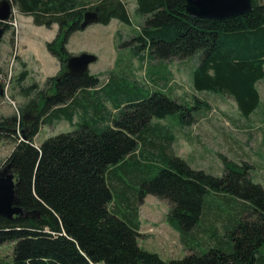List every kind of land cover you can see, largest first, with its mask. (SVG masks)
<instances>
[{"label":"trees","instance_id":"1","mask_svg":"<svg viewBox=\"0 0 264 264\" xmlns=\"http://www.w3.org/2000/svg\"><path fill=\"white\" fill-rule=\"evenodd\" d=\"M9 1L31 16L35 25H58L56 36L44 46L61 68L45 82L51 94L40 89L25 104L28 110L38 109L35 120L23 119L28 111L24 107L19 117L0 118V139H13L21 127L23 138L6 161L18 179L20 205L39 213V218L0 216V245H13L11 260L0 259V264H264L260 250L264 245V187L250 177L252 164L225 159L223 173L216 177L194 169L178 155L166 154L171 136L150 124L154 117L178 113L180 122L189 125L185 116L190 108L157 90L119 103L120 94L128 91L119 83L108 93L109 88L103 92V86H98L97 75L66 73V57L71 54L65 44L72 32L80 30L83 12L97 8L100 23L108 24L114 17L129 24L125 5L120 0H101L88 8L78 6L76 0ZM183 2L135 0V11L144 18L132 37L138 43L133 46L135 52L147 48L148 54L160 60H181L199 53L191 76L195 90L230 95L238 113L248 118L261 101L256 83L264 78V0H252V9L242 15L210 21L187 15ZM1 24L6 31L8 24ZM20 66L18 84L28 75L25 63ZM36 88L35 83L21 87L22 94L28 97ZM92 89L96 90L92 99L78 98ZM101 96L111 98L117 107L111 125L99 123L110 115L96 100ZM79 108L80 117L91 120L92 126L85 122L76 130L33 143L41 123L71 121ZM142 143L150 145L153 153L138 155L152 162L157 157L166 165L131 190L113 168L123 165ZM137 163L133 158L131 167L135 169ZM126 177L132 179L133 172L128 171ZM209 191L213 196L207 203ZM114 194L117 204L111 202ZM146 195L169 204L167 223L180 236L198 225L206 209L213 219L222 221V231L214 226L206 239L215 240L214 246L167 261L143 250L136 242L140 235L136 204H142ZM217 201L232 212L221 214Z\"/></svg>","mask_w":264,"mask_h":264},{"label":"rangeland","instance_id":"2","mask_svg":"<svg viewBox=\"0 0 264 264\" xmlns=\"http://www.w3.org/2000/svg\"><path fill=\"white\" fill-rule=\"evenodd\" d=\"M120 1L125 5L131 22L126 24L113 17L109 19L108 24L91 23L85 29L76 30L65 44L68 53L73 55L88 52L96 55L97 59L89 65L87 73L99 77L98 86H103V92L109 88L108 93H110L117 83L120 84V88L124 87L128 90L125 93L118 91L121 93L120 98L116 100L119 103H126L138 96L145 97L151 91L157 90L163 91L175 98L178 103L191 109L185 116V121L191 122L189 125L187 122H180L178 113L151 119L152 129L154 127L162 129L171 136L166 154L178 155L192 168L203 170L216 177L223 173L225 159L238 162L236 159L238 153L244 160L248 158V163H257V166L252 164L255 166L249 175L253 181L255 180L254 182L258 181L257 183L264 187V78L256 83L261 101L255 113L248 118L242 117L230 95L213 90H195L191 76L198 62L199 53L181 60H160L148 54L147 48L135 52L134 47L138 43L132 41V37L136 35L138 31L136 29L144 18L135 11V0ZM100 2L101 0H76V4L84 8L95 6ZM11 10L9 19L4 22L8 24V28L0 41V80L5 86V91L0 95V118L12 114L19 117L21 108L40 89L50 95L51 91L48 90V84L45 82L47 78L56 76L61 68L60 61L44 46L46 41L54 39L58 25L54 23L49 28L38 26L33 23L31 16L22 14L16 6ZM19 54L34 60L37 65H31L29 69L25 66L28 75L18 84L17 75L23 68L20 66L23 60ZM11 58L14 64L12 71H9ZM33 83L37 84L36 90L28 97H24L21 87ZM114 91L117 90L114 88ZM86 92L88 94L85 96L79 94L78 98L92 99L96 90H86ZM96 100H99L104 111L110 114L108 118L105 115L103 120L99 119V123L111 125L110 119L112 120L116 115V105L114 106L112 99L108 97L101 96V99L97 97ZM25 109L28 110L24 107L23 110ZM80 115L82 113L79 108L71 121L65 118L52 123H41L33 143L38 145L46 138L60 132L76 130L85 122L92 126L91 120L86 121L83 119L84 116L80 117ZM20 133L21 127H17L13 139H0V167L6 162L18 139L23 138ZM152 150L150 145L144 147L142 143L137 149L138 152L129 159L127 157L123 165L113 168V173L120 175L133 190L138 182L153 178L166 165L165 161L157 157L152 162L138 155L141 151L153 153ZM242 153L245 155H241ZM133 158L138 161L135 169L131 167ZM130 170L134 175L132 179L126 177V173ZM109 180H111L110 175L107 176V181L110 183ZM212 196V191H209L205 201L208 203ZM227 197L229 201H233L230 194H227ZM114 201L117 204L115 194L111 202ZM136 205L140 214V229H138L140 235L136 242L143 250L155 252L166 261L181 259L189 252L205 251L215 244V240H206L212 228L215 226L218 231H222L220 226L222 221L213 219L214 217L205 209L198 225L180 236L179 232L167 223L165 215L169 210V204H166L165 200L146 195L142 204ZM225 205L220 204L221 214L226 215L227 212L230 214L232 210ZM219 234L222 237L224 233ZM12 248L10 242L0 245V259L11 260ZM260 250L264 256V245Z\"/></svg>","mask_w":264,"mask_h":264},{"label":"water","instance_id":"3","mask_svg":"<svg viewBox=\"0 0 264 264\" xmlns=\"http://www.w3.org/2000/svg\"><path fill=\"white\" fill-rule=\"evenodd\" d=\"M184 9L192 18L203 20H220L236 17L252 9V0H184ZM12 3L9 0H0V40L5 33L2 22H6L12 13ZM100 21L97 8L85 10L80 29H85L91 23ZM66 73L72 76H81L88 72V67L96 61V55L81 52L66 57ZM0 94L3 88L0 83ZM11 162L6 161L0 167V216L11 219L13 217H36L37 211H27L20 205L17 194L18 179L11 172Z\"/></svg>","mask_w":264,"mask_h":264},{"label":"crops","instance_id":"4","mask_svg":"<svg viewBox=\"0 0 264 264\" xmlns=\"http://www.w3.org/2000/svg\"><path fill=\"white\" fill-rule=\"evenodd\" d=\"M17 42H19V39H17ZM47 43L48 42H50L49 40L48 41H46ZM46 42H45V44H46ZM19 57L23 60V62L26 64V66L28 67V69L30 68V66L31 65H37V62H35L34 60H29L27 57H25V56H22L21 54H19ZM27 58V59H26ZM241 155H245L244 153H242ZM237 160H238V162H240V161H247L248 160V158H247V160H244L241 156H240V154L238 155V153H237V158H236ZM248 162V161H247ZM251 164H255L256 166H257V163H251ZM255 165H253V166H255ZM255 168V167H254ZM253 180V179H252ZM255 181V180H254ZM253 181V182H254ZM256 182H258V181H256ZM227 197V196H226ZM217 207L221 210V206H220V204H222V202H220V201H217ZM138 213H139V211H138ZM140 214H138V218H139V220H140ZM139 233H140V230H139Z\"/></svg>","mask_w":264,"mask_h":264},{"label":"flooded vegetation","instance_id":"5","mask_svg":"<svg viewBox=\"0 0 264 264\" xmlns=\"http://www.w3.org/2000/svg\"><path fill=\"white\" fill-rule=\"evenodd\" d=\"M38 115H39L38 109L37 110L36 109H32V111L31 110H28V111H26V113H24L23 119H26V118L29 119L30 118V120L33 121V120H35L38 117Z\"/></svg>","mask_w":264,"mask_h":264},{"label":"built area","instance_id":"6","mask_svg":"<svg viewBox=\"0 0 264 264\" xmlns=\"http://www.w3.org/2000/svg\"><path fill=\"white\" fill-rule=\"evenodd\" d=\"M14 58V57H13ZM13 58H11V61H10V67H9V71H12V66H13V64H14V60H13ZM0 83H1V86H2V88H3V91H5V86L2 84V82H1V80H0Z\"/></svg>","mask_w":264,"mask_h":264}]
</instances>
